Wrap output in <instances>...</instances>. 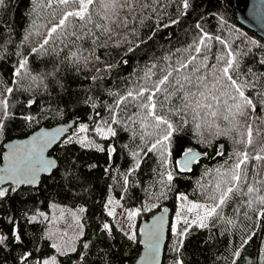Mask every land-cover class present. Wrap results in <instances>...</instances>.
<instances>
[{
    "label": "trees",
    "instance_id": "1",
    "mask_svg": "<svg viewBox=\"0 0 264 264\" xmlns=\"http://www.w3.org/2000/svg\"><path fill=\"white\" fill-rule=\"evenodd\" d=\"M147 2L156 11L137 6L133 13L121 12V19L127 16L129 22L126 27L119 22L110 24L111 38L101 35L92 24L81 27L83 22L70 17L66 29L53 34L49 44L38 53L30 49L38 48L52 25L76 5L53 3L49 7V0H4L0 6V93H4L0 99L7 95V87L14 88L7 97L12 118L6 121V130L0 134V167L8 141L24 138L42 126L51 127L75 119L70 134L50 153L58 161L57 168L50 176H44L39 186L0 187L8 190L0 198V230L6 237L0 244V264H43L50 257H56L60 264H134L142 251L141 221L165 206L172 213L163 264H176L178 260L183 264H264V217L257 215L259 205L255 210L247 207L248 195H245L248 185L260 188L259 194H264V161L250 158L242 165L247 183L241 182L242 191L233 195L220 210L221 216L211 219L207 228L192 225L180 237L178 233L187 226L179 222L175 227L174 221L181 195L194 202L211 204L208 197L214 194V185L219 179L216 169L221 172L230 169L236 162L237 151L247 150L254 157L264 140V110L259 105L255 110L249 109L246 115H238L235 118L238 123L233 127L219 117L208 115L210 109L193 111L194 104L185 107V93L196 92L197 88L182 77L189 76L195 81L199 73L193 74L192 68L200 64L203 55H208V63L212 65L216 63V56L231 47L234 53L240 54L242 70L251 68L259 77L249 76L256 88L245 89L246 95L255 102V93L264 91V76H260L264 73V65L260 64L264 60V39L239 22L235 0H190L192 7L186 15L179 17L178 24L167 28L163 25L170 18H178L180 0ZM98 10V5H94L93 19L106 23L95 15ZM197 24L213 36L211 50L202 48L199 54L194 48L189 49L198 39ZM89 29L99 36L95 43L93 37L85 35ZM73 32L76 36H72ZM25 36H28L26 41ZM216 36L226 43L215 40ZM73 52L81 57L79 61L72 56ZM190 55H196L197 59L187 70L174 72L167 92L157 93L155 97L157 113L179 129L171 138V155L162 162L159 151L146 156L141 152L157 138L147 133L162 134L165 127L154 130L151 117L146 122L148 126L141 127L148 110L138 106L147 102L148 94L143 98L120 100L130 90L152 87L163 75L161 69L175 66L177 59L187 60ZM83 57H88L87 63ZM22 59L28 60V74L21 70V75L16 76L15 69ZM152 65H156L152 69L155 75L146 80L145 73ZM176 79H180L183 88L176 84ZM165 95L169 96L168 100L164 99ZM28 116L33 119L26 120ZM114 116L119 123L114 122ZM213 122L220 130H228V134L217 136L215 126L208 127ZM81 124L87 125L86 132L80 131ZM249 124L259 129L258 135L253 133L255 143H236L242 136L247 138ZM109 126L116 131L115 136L105 137L96 131L97 127ZM84 137L92 146L76 142ZM96 145L105 151H99ZM111 146L115 148L113 155ZM189 148L207 155H202L190 170H181L177 161ZM134 152L143 158L141 166L130 171L140 158L134 157ZM166 170L173 173L171 182H166ZM111 198L120 199L130 208L144 207L138 217L135 240L129 239L108 215ZM53 205L62 210V229H70L73 220L79 217L82 234L76 251L62 253L53 247V239L48 234ZM104 223L111 225L110 231L103 228ZM16 235L20 239H15ZM249 236L252 238L248 239ZM178 240L183 241L179 251ZM236 252L240 255H234Z\"/></svg>",
    "mask_w": 264,
    "mask_h": 264
},
{
    "label": "snow or ice",
    "instance_id": "2",
    "mask_svg": "<svg viewBox=\"0 0 264 264\" xmlns=\"http://www.w3.org/2000/svg\"><path fill=\"white\" fill-rule=\"evenodd\" d=\"M172 3H176V0H171ZM58 4L63 6H70L76 5V7L71 11H65L62 17L59 19L58 22L52 25V27L48 30L47 38L43 40V42L39 45V47H33L30 49L32 53H38L41 50L45 49V46L49 44L52 35L57 33L60 29H66L69 18L74 17L78 18L79 21L83 22L81 27H87L88 24H92L95 29L99 30L101 35L107 34L109 38H111V34L113 29L111 28L110 24L114 23H121L125 27L129 22V18L125 16L121 19V12L126 11L127 13H133L137 6H140L141 9L151 8L153 12L156 11L152 4H149L147 0H49V7L52 4ZM153 4H159L160 0H152ZM4 5V0H0V6ZM98 5L99 9L96 11L95 15L100 17L106 23H97L93 19V6ZM192 7L190 0H180V3L177 4V8L179 9L177 13V19L169 20L168 24H164L163 27L167 28L170 25H176L180 22L179 17L184 16L187 13V10ZM199 29L198 39L193 42V45H189V49H193L195 53L199 54L202 51V48L211 50V41L213 40V36L210 35L209 32L205 31L203 28L200 27L199 24L196 26ZM31 35V33H29ZM86 36L93 37V43L99 39V36L96 32H93L91 29L85 33ZM72 36H76V33L73 32ZM80 37H77L79 39ZM28 36L24 37L26 41ZM215 40L219 41L221 44H225L226 42L221 40L219 36L215 37ZM106 46V45H103ZM119 46L118 44L116 45ZM189 49H185L184 51H189ZM132 49L130 48L129 51ZM180 51L179 49L177 50ZM239 55L234 53L231 47L228 48L226 53H222L215 57L216 63L209 65L208 63V55H203V58L200 61L198 66L192 68L193 74L199 73L196 76L195 81H193L189 76H183L182 79L186 80L189 84H193L194 87L197 88L196 92H186L184 99L187 101L185 107H191L192 104L195 105L193 111L196 109H210L211 111L208 113L211 117H219L224 121H227L229 124H232L233 127H236L238 121L235 118L238 115H246L248 110H255L257 105L260 106L261 110H264V91H257L255 93V102L254 99L246 95L245 89L246 88H256V84L253 83L249 76L253 79H259L256 73H253L251 68H247L242 70L241 63L239 60ZM73 57H76L77 61L81 59L80 56H77V53H72ZM165 59H169V57H165ZM197 59L196 55H190L187 60L184 59H177L176 65H169L167 69H161L163 75L153 83L152 87H144L141 86L135 91H128L127 97H122L120 102H123L128 97L133 99L143 98L145 97V93H147V102L139 104V108L147 109V114L141 120V127L146 128L148 125L146 122L148 121L149 117L152 118L154 123L151 127L154 130L163 128V133L158 134L156 131L152 133H147L148 136H156L157 138L150 144V147L145 149H141V152L146 156L149 152L152 151H159L161 156L162 162L166 160V156L171 155L170 151V144L171 138L174 132L179 131L176 127L173 126L164 116L159 115L156 111L157 103L155 97L157 93L167 92V86L171 83L170 77L173 76V73L179 74L182 70H187L189 65L192 64L193 61ZM85 63L88 62V57H83ZM27 59H22L19 62V66L15 69L16 76L21 75V70H24L25 74L27 73ZM261 65H264V60L260 61ZM156 65H152L151 68L145 73V79L150 80L155 73L152 71ZM110 68V66H109ZM260 76H264V73H261ZM32 80H36V77H31ZM93 80L97 79V77H92ZM176 84H180V79H176ZM180 87L183 88L184 85L180 84ZM264 87V85H262ZM14 92L13 87H7L5 89L4 99H0V110H2V115H0V134H3L6 130V121L12 118V113L9 111V101L8 95H11ZM4 93H0L3 95ZM170 95V94H169ZM198 97V98H197ZM221 97H224L221 100ZM169 96L165 95L164 99L168 100ZM232 101V103H229ZM34 101H30L32 103ZM119 104H117V107ZM163 106V105H161ZM139 119V114L134 113ZM26 120H32L33 118L28 116L25 117ZM114 122L119 123L120 121L113 117ZM132 119V117H129ZM215 126L216 128V135H227L228 130H220L219 125L209 124L208 127L212 128ZM199 127V125L197 126ZM80 131L86 132L87 125L81 124ZM96 131L100 134H104L107 132L110 136H115L116 131L112 127L101 128L97 127ZM256 132L257 135L259 134V129L254 128L253 125L249 124L247 126V138L245 139L243 136L241 140L237 141L236 143H242L246 145H253L255 143L253 138V133ZM40 139L43 143L37 145V140ZM55 139V134L51 133H42L39 138L34 137L31 145L25 146L23 149H14L11 154V158L14 160V164L9 169L0 170L3 174H0V182L3 181H12L15 184H22V183H33L36 180V176L38 172L41 171H48L49 168L52 167L53 161L44 159L43 153L45 147L48 144L52 143ZM68 142H71L69 140ZM79 144L85 147L92 146V142L84 138H78L77 141ZM205 142V141H201ZM148 143L147 141L145 142ZM207 143H211L207 141ZM99 151H105V149L99 145H96ZM112 151H115V148H112ZM264 140L260 142V152L254 157H250V154L247 150L242 152H235V156L237 157L236 162L231 166L230 169H226L225 171L221 172L220 169H216L217 176L219 179L216 181L214 185V194L209 195L208 199L212 201L211 204H191L188 207V211L192 212L194 210L203 209V212H196V217L189 221L186 217H181L178 215V221L183 219L184 224L187 226L185 229L180 231L178 235L183 237L187 234L188 229L192 225H196L199 228H207L209 226L208 222L216 217L221 216V209L224 205L228 203L230 199L233 198L234 194H239L242 191L241 182L243 181L245 184L247 183V176L244 173L242 165H245L249 162L250 158H254L256 161H264ZM218 155H222V152L217 153ZM134 157H140V153L134 152L132 153ZM184 159L177 161L178 165H181V170L187 168L188 164L191 163L193 160L199 158L198 153H194L193 149L189 148L184 153ZM203 155H207V153H203ZM143 157L138 158L135 161V168L130 169V171H134L141 166V159ZM174 179L172 171L166 170V182H171ZM261 191L260 188L255 187L254 185H248L246 189L245 195H248V199L246 201L247 207L250 209L255 210V206L259 205V209L257 211L258 217H264V194H259ZM8 190L4 188H0V198L5 197L7 195ZM161 195H164L162 192ZM181 199H186L183 195H181ZM109 205L113 204V201L109 200ZM155 207V205H152ZM83 211V210H81ZM140 209L136 210H128L126 212V218L131 221L138 215ZM108 215L114 217L116 215L115 207H110L108 210ZM251 219V217H249ZM79 220V217H77ZM231 223V221H229ZM103 228L105 230H111V225L109 223H104ZM82 234V233H81ZM148 236V248H149V255L151 256L152 260H155L156 256L158 255V243L155 242L156 234L155 233H146ZM15 239H20L19 235L14 237ZM136 233L135 231L131 232L129 235V239L135 240ZM252 237L249 236L248 239ZM6 239L5 236L0 235V244L4 242ZM183 241L178 240L177 251H179V247L182 245ZM243 243H247V241H243ZM53 247L58 248L59 251L63 252L64 249L58 245H53ZM84 247H87L85 244ZM69 250L76 251L74 247L69 246ZM234 255L239 256L240 253L236 252ZM43 264H56V258L52 257L51 260L43 261ZM176 264H183L182 260H178Z\"/></svg>",
    "mask_w": 264,
    "mask_h": 264
},
{
    "label": "water",
    "instance_id": "3",
    "mask_svg": "<svg viewBox=\"0 0 264 264\" xmlns=\"http://www.w3.org/2000/svg\"><path fill=\"white\" fill-rule=\"evenodd\" d=\"M235 8L237 11V17L239 22L243 26L252 30L264 39V0H235ZM74 126L75 119H71L69 122L59 123L51 127L42 126L24 138H16L8 141L5 145V150L3 154L4 162L1 165L0 170L9 169L13 166L14 160L11 158V154L14 149H23L25 146L31 145L33 138H39L42 133L55 134V139L52 141V143L48 144V146L45 147L43 153L44 159L53 161V165L51 168L48 169V171L38 172L36 180L33 183L15 184L12 181H3L0 182V187L39 186L42 178L44 176H50L53 171L57 168L58 161L55 156L51 155L50 153L67 135L70 134V131L74 128ZM41 143H43V141L38 139L37 145ZM110 148L111 155H113V147L111 146ZM194 153L200 154L199 158H201L203 155L202 152L198 150H195ZM183 159L184 155L181 157L180 160ZM198 159L193 160L191 163L188 164L187 168H184L183 170H190ZM0 174L3 173L0 172ZM171 213V208L165 206L161 210L154 213L149 219H144L141 221L140 242L142 245V251L137 260L134 262V264H163L164 252L169 234V226L171 224ZM146 233L156 234L155 242L158 243V255L156 256L155 260H152L151 256L149 255V248L147 243L148 236H146Z\"/></svg>",
    "mask_w": 264,
    "mask_h": 264
},
{
    "label": "rangeland",
    "instance_id": "4",
    "mask_svg": "<svg viewBox=\"0 0 264 264\" xmlns=\"http://www.w3.org/2000/svg\"><path fill=\"white\" fill-rule=\"evenodd\" d=\"M102 135L105 137L109 136L107 134V132H105ZM184 197H186V196H184ZM110 200L113 201V204L110 205V207H115L116 215L113 217V219H114L115 223L118 225V227L120 229H122L128 236L133 231H135V233H136V230L138 228V224H137L138 220H139L138 217L140 215V212L142 211V208H144V207L130 208V207H127L124 204H122L120 199L111 198ZM180 203H181L180 209L178 211L177 216L174 218L175 227L177 226V224L179 222H183V219H180L178 221V219H177L178 215L181 217H186L189 221H191L192 219H194L196 217L197 211H199L201 213L203 212V209H198V210H194L192 212H189L188 207H190L191 204H209L206 202H194V201L189 200L187 197H186V199H181V196H180ZM136 209H140L139 214L136 215L134 219L129 221L126 218V212L128 210H136ZM52 210H53V212L51 213L50 220H49L48 234L53 239L54 245H58L64 249V251L62 253L71 251V250H69V246L75 248V246L78 242V239L81 236V233H82L81 223L79 220H77V218H75L73 220L71 226H70V229H62L60 227V223L62 221L63 214H62V210H61L60 206L53 205ZM0 235H2L1 230H0ZM58 252H61V251L58 250ZM51 258L52 257L45 259V260H51ZM56 264H60L57 261V259H56Z\"/></svg>",
    "mask_w": 264,
    "mask_h": 264
},
{
    "label": "bare ground",
    "instance_id": "5",
    "mask_svg": "<svg viewBox=\"0 0 264 264\" xmlns=\"http://www.w3.org/2000/svg\"><path fill=\"white\" fill-rule=\"evenodd\" d=\"M71 132V131H70Z\"/></svg>",
    "mask_w": 264,
    "mask_h": 264
}]
</instances>
